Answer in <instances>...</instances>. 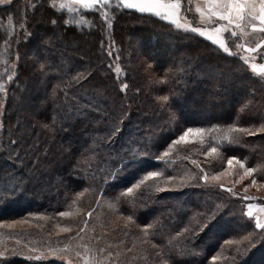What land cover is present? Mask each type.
<instances>
[{"label": "trees", "instance_id": "16d2710c", "mask_svg": "<svg viewBox=\"0 0 264 264\" xmlns=\"http://www.w3.org/2000/svg\"><path fill=\"white\" fill-rule=\"evenodd\" d=\"M52 3L13 0L0 5V83L4 85L0 92V222L17 220L30 226L13 230L0 226V237L16 234L24 240L22 244L37 249L43 246L44 236L53 243H65L82 227L84 214L94 210L88 220L87 246L100 264H108V259L111 264H160L152 245L167 244L168 237L174 238L169 264H264L262 238L249 237L257 232L243 219L239 201L218 185L209 187L187 178L200 174V168L209 176L220 172L231 155L246 157V166L264 165V134L244 136L241 145H229L223 139L229 124L258 126L264 120V81L252 80L238 57L217 51L203 37L175 30L153 15L113 11L106 26L95 11L71 13L59 7L65 0H55L56 8ZM187 15L195 24L192 12ZM76 16L83 17L84 23H75ZM137 23L145 26L137 27ZM140 49L152 58L145 70L133 58ZM115 62L122 76H116ZM190 63L192 68L187 69ZM78 73L88 78L75 83L72 78ZM124 84L126 90H122ZM163 96L169 99H157ZM117 125L121 131L113 135ZM213 125L219 130L206 131L203 145L198 137L192 138L194 142L174 145L166 162L157 165L152 159L139 166L163 173L155 178L163 191H156L149 180L134 190V202L131 196L115 201L145 174L131 164L119 172L121 158L129 159L128 148L144 143L162 153L188 127ZM209 144L219 145V155H204ZM82 153L93 157L91 167H77ZM109 172L119 175L113 179ZM169 175L176 179L167 181ZM254 176L264 183L259 169ZM16 185L22 191L13 195ZM85 188L89 191L78 197ZM109 202L115 208H109ZM217 205L221 211L211 231L216 238L208 237L210 232L188 239L176 236L194 213ZM63 211L70 215L60 216ZM129 215L141 227L158 221V237L142 242L139 229L122 223ZM50 226L71 231L51 236ZM185 250L187 254H182ZM0 264L63 263L21 255L0 258Z\"/></svg>", "mask_w": 264, "mask_h": 264}, {"label": "snow or ice", "instance_id": "6c2138e0", "mask_svg": "<svg viewBox=\"0 0 264 264\" xmlns=\"http://www.w3.org/2000/svg\"><path fill=\"white\" fill-rule=\"evenodd\" d=\"M112 0H70V3H61L59 7L61 9L67 8L69 12L76 13L80 8L90 10L97 7L103 6L107 8L111 4ZM195 2V13L198 14V19H196L195 24L192 20L188 18L187 13L192 12V5ZM52 7L56 8L57 5L55 0H53ZM116 8H126L134 9L141 14H150L155 17H158L164 21H168L171 25H174L176 29L183 30L185 32H190L197 34L199 37L206 38L207 41L211 42L212 45L216 46L217 51H222L224 54L229 56L238 57L245 65H248L251 68L252 73H255L258 77L264 76V63H258V58L264 60V0H117L115 5ZM102 15L107 18L108 13L102 11ZM66 24L71 23L72 21L65 20ZM53 24L56 23V20L52 21ZM75 23L83 24L84 19L81 17L79 20H76ZM258 37V38H257ZM235 49V50H233ZM111 55V53H108ZM13 67L15 65L13 64ZM41 68L44 66L41 65ZM115 71L118 73L121 69L117 66ZM88 75H91L89 72ZM88 77L84 73H78L73 77L75 83H80L81 80H86ZM9 80L12 79V76L8 77ZM66 84L65 86H69ZM4 85L0 83V90H3ZM127 85H122V90H126ZM160 101H167L169 98L167 96L158 97ZM245 108L247 105L244 106ZM243 110V109H242ZM173 119L175 116L173 114ZM47 127V125H45ZM219 128L217 125L205 129L204 127H188L178 136V138L171 141L168 144L167 149L162 153L153 152L149 144L141 143L139 148H128L125 152V155L129 157L126 162H123L119 172L124 171L129 164L134 165L139 168L143 173L142 177L132 186L127 187L125 191L121 192L118 196L114 197L115 201L118 203L122 197L133 198L135 199V189H139L142 185L149 180L153 181V186L156 191H163L157 183L155 178H159L163 175L161 171L158 170H148L147 168H140L141 164L146 163L148 160L155 159L157 165L160 162H166L165 158L169 157L173 151L174 145L187 144L190 142V138L198 137L201 145L205 142L204 133L207 131L209 133L218 131ZM121 131L119 126L113 128L112 134L115 135ZM257 133L264 134V120L259 122V125H250L249 127H241L238 125L229 124L227 126V132L225 133L223 139L227 140L229 145H241L242 137L244 136H255ZM215 140V137H213ZM135 143V142H134ZM218 147L209 144L207 150L204 152V155L210 156L212 154L218 153ZM89 151H92L89 149ZM92 156L81 154V159L77 161L78 168L91 167ZM246 157H238L236 155H231L226 158V164L228 168H232L234 163L238 164L240 169H243V179L244 176L252 177L251 185L255 186L257 180L255 179L254 174L258 171L261 172V179L264 180V165L258 166H246ZM192 164L197 165L200 168L196 160L191 161ZM157 165H152L151 167H156ZM119 172H109L108 175L113 179L119 175ZM223 175V172H216L214 175L209 176V174L203 169L200 168V174L192 173L188 175L189 181H196L199 184L200 181L208 182L209 180H217L219 176ZM176 179L175 177L169 175L167 181H172ZM183 179V178H182ZM236 183H240V180H237ZM213 187V185H208ZM221 189H224V185H219ZM248 186H244V192H247ZM233 197L240 196V193L234 191L233 188L225 189ZM18 191H22L20 185H16L11 189L13 195L17 194ZM89 188H85L84 192L77 193V196H83L85 192H88ZM103 192L101 191V196ZM244 201H251L257 199L256 197H250L244 195L240 197ZM99 204V198L96 201ZM109 208H115V205L111 202L108 203ZM247 211L244 213L250 219H255V229L260 230L257 233H249V237L255 236L257 239L264 238V204H252L247 203ZM255 210V211H254ZM94 210H89L87 215L92 216ZM221 211V205H217L215 208L209 207L206 211L196 212L192 217L189 218L188 223L185 227L176 233L177 237L184 236L185 239H188V236H196L198 233L211 232L213 228L216 227L217 223V214ZM60 216L65 217L69 216L70 213L63 211L59 213ZM127 220L134 225L142 233L144 243H150L148 239H156L158 237V230L156 225L158 221L153 223L145 224L143 227L136 224L132 218V215L127 217ZM84 227L80 228L77 232V237L83 239L80 236L81 232H84L88 226V221H83ZM129 225H125V228H128ZM151 230V231H150ZM62 232L71 231L70 228H62ZM127 235V232H125ZM185 234H188L185 236ZM249 237H244V239H249ZM73 237H69V240ZM167 244H153L152 248L155 251V255L160 260V264H169V259L172 254V240L174 238L168 237ZM19 243V241H17ZM225 243H231V241H225ZM79 247L84 248V253L76 251L75 255L78 258L83 260V264H99L98 261L88 255L91 249L87 245H80ZM165 249H168L167 251ZM70 250V245H65L62 249H52L48 248V252L55 253L67 252ZM130 250V249H129ZM247 251V249H245ZM38 249L31 248V253H36ZM100 252H103V249H99ZM182 254H187L186 250ZM46 253L41 252L40 255L29 256V259H35L40 261L45 257ZM109 255H111L109 253ZM5 256L4 251H0V258ZM167 257V258H166ZM213 260L216 259L215 256L212 257ZM68 264H72L71 260H68Z\"/></svg>", "mask_w": 264, "mask_h": 264}, {"label": "rangeland", "instance_id": "374dc122", "mask_svg": "<svg viewBox=\"0 0 264 264\" xmlns=\"http://www.w3.org/2000/svg\"><path fill=\"white\" fill-rule=\"evenodd\" d=\"M12 1L13 0H0V5H5V4L11 3ZM65 1H66V3H70V0H65ZM116 3H117V0H112L111 4L107 8H103V6H100V7H97L95 9H90V10L99 13L100 16L103 18V21L105 22L106 26H110V22H111V20L113 18V14H112L113 11H130V12L135 11V12H138V11H136L134 9L116 8L115 7ZM78 11H80L81 14H82L83 11H87V10L83 9V8H80ZM102 11L108 13L107 18H105L102 15ZM77 19L79 20L80 17L76 16V20ZM165 22L167 24H169L171 27H173L175 30H179V29H176L174 25H171L168 21H165ZM135 26L144 27L145 25L141 24V23H139V24L137 23ZM146 28L149 29L150 27H146ZM150 30L153 31L152 29H150ZM156 34H157L156 31H154L153 35H156ZM204 39L206 40V38H204ZM128 41L130 42L129 38H128ZM111 46H113V43L111 44ZM262 51H264V49H262ZM113 52H115V48H113ZM133 58L136 59V63H138V65L140 67H142V69H144V70L148 68V66H149L148 63L152 59L148 55V52L146 50H144V49H140L139 50V54L137 56H134ZM257 62L258 63H264V60H260L258 58ZM117 66H118V64L115 62V64L113 65L114 71H115V68ZM245 66H246L248 71L250 70L249 74H250V77H251L252 80L261 79L262 81H264V76L258 77L255 73H252L251 68L248 65H245ZM190 68H192V64L191 63L189 64L187 69H190ZM133 69H136V67L133 66ZM115 73H116V76H122L123 75L122 70L119 71L118 73L115 71ZM146 73H148V71H146ZM2 91L3 90H0V92H2ZM251 94H252V92H251ZM231 106H233V103L231 104ZM224 108L225 107L223 106L220 109L224 110ZM194 141H195L194 139L190 138V142H194ZM226 143H228V141ZM220 172H223V175L219 176V178L217 180H209L207 182V184L218 185V186L223 184L224 185V189H222V190L226 191L225 189H227V188H233L234 191L239 192L240 196H238V197H233L232 196V197L239 201V206H240V208H241V210L243 212V219L250 224V226L255 230V232H259L260 230L255 229V219L254 218L250 219L244 213L247 211V208H246L247 203L264 204V183L259 182V179L255 178L257 180V184L255 186H253V185H251L252 177L244 176L243 179H241V177L243 176V169H240L239 165L235 164V163H234L232 168H228L227 164H226V160H225L224 167H223V169ZM237 180H240V183H236ZM245 185L248 186L246 193L244 192V186ZM244 195H248L250 197H256L257 199H254V200H251V201H244V200H242L240 198V197H242ZM9 205H11V204H9ZM148 216H150V215H147V217ZM83 218H84V221L85 220H87V221L89 220L90 217L87 215V212L84 214ZM45 221H46L47 225L48 224L50 225V223L48 222L47 219ZM122 223L125 224V225L126 224L129 225V227H128L129 229L134 227V225H132L127 220V218H123V222ZM0 226L8 228L9 230L30 228V226H26L25 227L23 224L17 222V220H13L11 222H0ZM82 227H84V223L82 224ZM32 228H35V227H32ZM51 229H52V232H51V234H49L46 231V228H44L45 232L47 234L51 235V236H58V235H62V234L65 233V232H62L61 230L59 231L58 227H53V228L51 227ZM88 229L89 228L87 227L84 232L80 233V236L83 237V239H80L79 237H77V235H76L77 233H76L75 235L71 236V237H73V239H71V240L68 239L65 243H61V244H60L59 240L56 243H53V242H51L49 240V236H44L45 238H44V241H43V246L41 247V249H38V251L36 253H31L30 252V249L32 247H29V246L27 247L26 244H22V242L24 240L20 239L19 235L11 234V233L10 234H4L3 236L0 237V251H4L5 252V256L2 257L1 259H9V258H18L19 259L21 257V255H25V256L29 257V256L40 255L41 252H44V253H46V255H45V257L42 260H44L45 262L57 261V263L68 264V260H71L72 264H83V260L81 258L76 257L75 252L76 251H80L82 254L84 253V251H85L84 248L83 247H79V246L80 245H87V242H88V240L90 238V235H91V232L88 233ZM85 232H86V234L87 233L88 234L86 235ZM141 235H142V233H141ZM216 235L217 234L215 232H210L208 237H212L213 236L214 238H216ZM239 240H242V238L238 239V241ZM17 241H19V243H17ZM206 243L207 242H205V244ZM66 244L70 245V250L67 251V252H59V251H57L55 253H52V252H48L47 251L48 248L62 249V248H64V246ZM261 246H264V238L261 239L259 247H261ZM34 248H36V247H34ZM88 255H89V253H88ZM89 256H91V255H89ZM94 259L96 261H98L99 264H100V259H98L96 257H94ZM244 262L245 261H243L242 264H244ZM108 264H111L109 259H108Z\"/></svg>", "mask_w": 264, "mask_h": 264}, {"label": "crops", "instance_id": "0c3cea01", "mask_svg": "<svg viewBox=\"0 0 264 264\" xmlns=\"http://www.w3.org/2000/svg\"><path fill=\"white\" fill-rule=\"evenodd\" d=\"M192 14L198 19V14L195 13V2L192 5Z\"/></svg>", "mask_w": 264, "mask_h": 264}]
</instances>
